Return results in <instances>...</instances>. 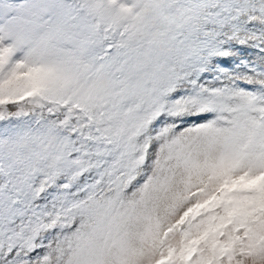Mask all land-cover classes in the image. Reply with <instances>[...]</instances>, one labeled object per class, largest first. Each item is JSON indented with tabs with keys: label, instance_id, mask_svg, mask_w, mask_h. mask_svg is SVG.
I'll return each mask as SVG.
<instances>
[{
	"label": "snow or ice",
	"instance_id": "snow-or-ice-1",
	"mask_svg": "<svg viewBox=\"0 0 264 264\" xmlns=\"http://www.w3.org/2000/svg\"><path fill=\"white\" fill-rule=\"evenodd\" d=\"M0 264H264V0H0Z\"/></svg>",
	"mask_w": 264,
	"mask_h": 264
},
{
	"label": "rangeland",
	"instance_id": "rangeland-1",
	"mask_svg": "<svg viewBox=\"0 0 264 264\" xmlns=\"http://www.w3.org/2000/svg\"><path fill=\"white\" fill-rule=\"evenodd\" d=\"M245 54L249 59L256 61V62H259L261 59L260 53L258 51H255V50L249 49L246 51Z\"/></svg>",
	"mask_w": 264,
	"mask_h": 264
}]
</instances>
